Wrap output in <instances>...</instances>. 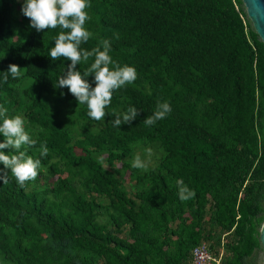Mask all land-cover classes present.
<instances>
[{
    "label": "trees",
    "instance_id": "1",
    "mask_svg": "<svg viewBox=\"0 0 264 264\" xmlns=\"http://www.w3.org/2000/svg\"><path fill=\"white\" fill-rule=\"evenodd\" d=\"M51 1L29 5L32 25L11 42L13 1L0 0L3 258L66 264L74 252L73 264H90V255L185 264L206 240L199 223L211 203L212 223L240 237L228 264H243L259 248L250 191L264 190V46L240 0H70L64 11ZM75 7L94 14L98 42ZM107 57L121 61L133 86L108 81ZM22 73L35 92L17 90ZM155 92L175 94L189 110L167 111ZM18 112L38 134L12 131ZM140 142H157L164 154L142 173L123 163L147 186L129 197L96 159L123 162ZM86 194L107 197L109 226L95 223L104 207Z\"/></svg>",
    "mask_w": 264,
    "mask_h": 264
},
{
    "label": "rangeland",
    "instance_id": "2",
    "mask_svg": "<svg viewBox=\"0 0 264 264\" xmlns=\"http://www.w3.org/2000/svg\"><path fill=\"white\" fill-rule=\"evenodd\" d=\"M12 18L7 25L6 35L5 37L9 39L11 42H14L18 40L19 38H22L24 36V30L25 28L31 27L32 20H31V14L34 12V10H31V5L33 8L40 5V3H43V5L48 3V0H12ZM51 5L59 9L60 11L64 10H70L73 6L72 1L70 0H52ZM82 7H75L74 12L78 16H82L83 20H85L88 23V28L86 30V34L89 38L94 42H98V39H100L97 27L95 29V25L93 23L95 22V16L93 13L89 12L86 9H83L84 13L81 12ZM241 9L244 12V8L241 5ZM245 13V12H244ZM245 19L246 16H245ZM249 27L251 28L250 22L248 19L246 20ZM252 29V28H251ZM104 63V69L108 72H110V81L113 85H119L124 83L127 86H133L130 81L126 78H124V74L122 73V68L120 66L121 61L117 58H111L107 57L105 59ZM17 90L19 92H22L23 90H29L34 91L33 83L32 81L23 75V73L20 76L19 84L17 85ZM148 90L145 91V93ZM149 92H151L149 90ZM147 92V93H149ZM156 96L160 98L161 105L164 109H166L169 112H174L177 108H181V112L184 109L185 111L189 110V106L187 103H184L183 101H178L181 107L178 106L176 96L175 94H164L162 97L155 92ZM181 96V95H180ZM80 97L83 100L94 102L97 100V97H91L90 95L82 93ZM48 99H52V97L48 96ZM50 102V100H48ZM119 116L126 117L125 108H118ZM12 119V118H11ZM102 127V125H88V128L95 132L99 130ZM11 128L14 133L17 134V136L27 133V134H38L39 129L33 125V124H26L25 121L22 119L21 114L18 112L16 116L12 119ZM257 131V129H256ZM261 138L263 143V149H264V122L263 127L261 130ZM261 143H259V148L261 146ZM163 152L161 150L160 145L157 142L148 143V142H140L139 144L135 145L131 149L130 158L125 159L123 162H113V163H104L102 157H98L96 160L100 162L103 169L111 173L115 178L119 179L121 181L123 186V191L126 192L127 196H131L135 191H143V189H146V185H137L134 181V178L130 176L129 171L124 167L123 163L128 164L130 167H135L138 169L139 173H142L143 171L151 170L153 169L161 157L163 156ZM264 168L262 167V171ZM65 172V175H70L65 169L63 170ZM77 174H74L73 176H76ZM76 180V178H75ZM74 180V182H75ZM41 183V182H40ZM250 196L252 197V204L255 212V218L259 220L260 222L258 225H256V236L259 237V231L260 227L264 221V190H261L259 188H255L250 191ZM239 198L241 195L238 196ZM86 200L93 199L99 205L104 207V210H100V215L95 218L96 224H101L105 226H109L111 223V217L114 216L113 211H111L109 207V201L107 197H98L93 194H86L85 196ZM212 214H213V205L211 203L207 204L205 207V216L202 221L199 223V228L202 230V237L206 240H202L205 244H207L213 255L218 256L221 254V264H228L231 259L232 255L229 251L230 247L237 246L240 242V237L235 236L233 233H230V231L225 232L219 230L213 223H212ZM175 224V223H173ZM173 226V225H172ZM123 235L122 230H118V233H114V237H121ZM224 246L225 252L222 253V247ZM74 252H71V260L66 261V264H73V257ZM90 259L88 262L90 264H107L102 258H98L94 255H90ZM263 259V251L259 245V248L254 250L252 254L249 257H246L243 261V264H262ZM111 264H114L115 262L111 261ZM0 264H12L8 260H5L0 253Z\"/></svg>",
    "mask_w": 264,
    "mask_h": 264
},
{
    "label": "water",
    "instance_id": "3",
    "mask_svg": "<svg viewBox=\"0 0 264 264\" xmlns=\"http://www.w3.org/2000/svg\"><path fill=\"white\" fill-rule=\"evenodd\" d=\"M240 2L253 32L264 46V0H240ZM258 242L263 251L262 264H264V221L260 227Z\"/></svg>",
    "mask_w": 264,
    "mask_h": 264
},
{
    "label": "built area",
    "instance_id": "4",
    "mask_svg": "<svg viewBox=\"0 0 264 264\" xmlns=\"http://www.w3.org/2000/svg\"><path fill=\"white\" fill-rule=\"evenodd\" d=\"M185 264H220V255L211 254L208 251L207 244L200 242L191 249Z\"/></svg>",
    "mask_w": 264,
    "mask_h": 264
}]
</instances>
